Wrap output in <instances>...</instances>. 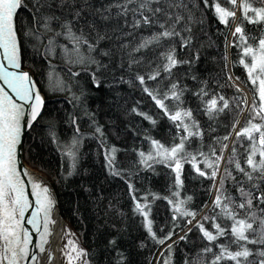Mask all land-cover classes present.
Wrapping results in <instances>:
<instances>
[{
  "label": "snow or ice",
  "instance_id": "snow-or-ice-1",
  "mask_svg": "<svg viewBox=\"0 0 264 264\" xmlns=\"http://www.w3.org/2000/svg\"><path fill=\"white\" fill-rule=\"evenodd\" d=\"M97 2L99 7L96 6ZM26 4L30 5L27 7L29 18L26 35L35 41L33 47L37 52L43 48L45 56H50L59 47L69 64L81 65L82 71L90 73L92 84L97 89L105 84L103 77L106 73L112 74V80L107 84L109 88L125 84L129 87L138 86L172 123L176 130L174 142L166 146L160 140L146 136L150 148L147 152L138 151L140 165L151 170H154L155 164L166 165L172 173L173 187L177 189L184 185L185 164H189L199 177L212 181L208 191L214 198L210 204L204 205L211 214H205L199 220L198 213L186 207L191 197L176 199L180 195L177 191L173 193L172 199L154 194L138 198L135 195V186L129 182V192L135 201L134 211L143 217L148 235L159 244L171 240L174 235V231H169L160 238L153 230L152 203L149 199L151 197L153 203L155 199H165L172 206V220L176 221L179 217L189 218L186 223L194 226L201 238L208 242L201 249L202 254H210L211 258L206 264H264V33L256 39L249 36L245 29V24L264 27V0H108L107 3L104 0H0V49L3 50L4 60L16 69L21 68L17 16ZM194 10L201 12L199 18L195 16ZM205 12H211L213 18L226 30L220 33L223 36L221 59L225 69L239 65L245 70L253 93L251 101L246 95L242 98H227L220 92H213L209 89L208 82L198 81L196 75L190 76L201 85L196 91L175 79L177 69L187 66L190 71L201 58V48L205 45L201 43L200 48H197L199 37L195 35L193 25L205 23ZM96 17L100 21H122L121 27L130 29L123 33L125 36L140 29L157 30L152 31L150 36L143 37L139 44L126 53V68L123 58L118 66L113 67V54L109 50H100L101 56L109 58L107 64L91 55L85 57L80 52L81 45L87 46L89 53L97 51L100 41L106 38L97 32L96 41L92 43L85 33L86 28L96 30ZM233 25L235 26L232 27ZM200 31L204 33L203 27ZM58 37H64L73 47L69 49L67 44H58ZM214 44L209 37L207 46ZM128 48L127 43L120 45L122 51ZM157 48L164 50L158 53L155 61H145L143 56L140 59L135 56L144 49L154 51ZM232 49L236 50L235 61L229 55ZM180 53H187L188 58H183ZM144 63L148 64L150 71H132L134 67ZM117 71L127 72L132 78L116 76ZM71 74L78 76L80 73ZM0 79L21 100L32 102L30 118L24 125L32 127L41 116L45 102L36 90L30 74L26 71H8L0 62ZM226 79L224 86L217 84V87H234L237 93L242 92L236 83L239 77H234L229 71L226 72ZM165 80L166 90L162 91L159 84ZM149 82H154L157 86L150 87ZM56 84L62 85V81L57 80ZM185 93L200 101L197 108L186 106ZM116 96L119 98L120 94L117 92ZM73 99L79 101L80 97L74 96ZM201 111L210 121L216 120L222 114L232 116L230 130L223 137L214 138V144L208 146V153L200 149L195 152L188 150L194 139L203 140L204 131L194 115ZM130 113L142 117L152 125L157 123L151 115L139 109V102L130 109ZM24 115L23 105L15 103L0 88V264H24L25 261H29V264H40L38 255L30 254L32 233L24 226L25 213L33 205L25 193L21 171L25 176L32 174L27 169L18 168L17 162V146L21 144V121ZM85 116L91 119L109 174L122 175L115 167L117 147L108 144L104 127L96 121L94 113L85 111ZM70 120L75 127V133L71 143L63 145L65 154L72 161L73 171L68 173L69 176L73 175L77 167L83 138L77 123L78 117L72 116ZM51 135L55 137L54 132ZM216 144L220 145L219 149L215 147ZM226 151H230L227 157L224 155ZM222 161L225 166L221 170ZM229 182L238 194L236 197L225 187ZM32 188L36 198L35 210L26 223L39 233L36 248L39 252H44V246L49 242L48 237L51 234L49 226L56 223L52 218L56 201L50 189L36 183L35 179ZM240 211L245 213L243 217L240 216ZM221 220L231 223L222 226ZM206 224L208 227H205ZM254 224L257 225L256 228L253 227ZM191 231L192 227H189L188 232L180 236L179 240H186ZM221 237L233 239L229 244H221L218 243ZM110 243L115 244V241ZM175 243L177 241L173 240L168 245L169 252ZM232 244L236 245L235 250L232 249ZM248 245H256L257 248L254 251ZM65 248H70L66 253L69 264L74 261L76 264H90L89 253L80 248L76 241L69 240ZM164 264H170V261L165 260Z\"/></svg>",
  "mask_w": 264,
  "mask_h": 264
},
{
  "label": "trees",
  "instance_id": "trees-1",
  "mask_svg": "<svg viewBox=\"0 0 264 264\" xmlns=\"http://www.w3.org/2000/svg\"><path fill=\"white\" fill-rule=\"evenodd\" d=\"M104 2L107 3L108 0ZM29 6L26 4L24 9L19 10L17 16L21 65L33 75L45 103L41 116L32 127L28 128L23 137L22 159L25 164L40 172L51 183L60 214L82 248L89 253L90 264H164L165 260H169L170 264H206L211 257L210 254H202L201 249L208 242L201 238V234L194 226L186 223L189 218L179 217L173 221L172 206L165 199H155L154 203L151 197L149 199L152 203L153 230L160 238L169 231H174V235L164 244L157 243L148 235L143 217L134 211L135 201L129 192L128 183L131 182L135 186V195L138 198L154 194L157 197L172 199L173 193L177 191L180 195L176 199L191 197L186 207L197 212V220H199L201 216L211 214L204 205L210 204L214 198L208 191L212 181L199 177L189 164H185L184 185L177 189L173 187L172 173L166 165L155 164L154 170L145 169L140 165L138 151L147 152L150 148L146 136L160 140L166 146L174 142L176 130L172 123L161 114V110L138 86L129 87L125 84L109 88L107 84L111 82L112 74L106 73L103 77L105 84L97 89L92 84L90 73L82 71L81 65L69 64L59 47L56 48L55 54L50 56H45L43 48L37 52L33 47L35 41L26 35ZM96 6H100L99 2ZM194 13L197 18L201 15L199 10H194ZM204 15L203 25H193L195 35L199 37L197 48H200L201 43L205 45L201 48V58L190 71L187 66L177 69L175 79L180 80L182 85H186L192 91H196L201 86L198 81H207L209 89L213 92H220L227 98H242L246 95L251 101L253 93L251 85L247 82L245 70L239 65L225 69L221 59L223 36L220 33L226 30L213 18L211 12H205ZM239 15L238 12L237 16ZM96 21L95 31L85 29L89 41L95 43L97 32L106 38L100 41L97 51L89 53L87 46L81 45L80 52L85 57L91 55L107 64L109 58L101 56L100 50H109L113 54L111 57L113 67L118 66L123 58L126 68L128 59L126 53L139 44L143 37H148L152 31L157 30L140 29L130 36H125L123 33L130 29L122 28V21L116 19L100 21L98 17ZM201 27L206 35L201 33ZM245 29L249 36L256 39L264 33V27L259 25L245 24ZM77 34L79 35L78 32ZM209 37L215 42L214 46H207ZM57 43L67 44L69 49L73 47L64 37H58ZM122 43H127L129 48L120 50ZM163 50L164 48H157L154 51L144 49L135 56L137 59L143 56L145 61H155L158 53ZM235 53V49L230 50L232 61L237 59ZM180 55L188 58L187 53ZM154 66L153 64L152 67ZM150 70L147 63L132 69L133 72L142 73ZM229 71L234 77L240 78L236 83L242 90L241 93H237L234 87H217V84L224 86L227 83L226 72ZM73 72L80 74L73 76L71 74ZM115 75H124L126 79L132 78L127 72L117 71ZM191 75H196L198 81H193ZM57 80L62 81V85H57ZM166 84V80L159 84L162 91L166 90ZM149 86L157 85L149 82ZM61 87L63 90H60ZM117 92L120 94L119 98L116 96ZM74 96L80 97V100H74ZM185 98L188 107L195 109L200 104L199 100L188 93H185ZM137 102L141 111L157 120L155 125L130 113V109ZM85 111L95 114L96 121L104 127L108 144L117 147L115 167L122 175L109 174L103 149L100 147L99 139L94 135V127L91 119L85 116ZM194 115L200 122L204 137L202 141L194 139L188 150L195 152L200 149L208 153V146L214 144V138L223 137L230 130L232 116L222 114L216 120L210 121L203 111ZM72 116L78 117L77 123L83 138L77 167L73 175L69 176L68 173L73 171L72 161L65 154L63 145L70 144L75 133V127L70 120ZM53 132L55 137L51 135ZM215 147L219 149L220 145L216 144ZM224 155L229 156L230 151H226ZM224 166L225 162L222 161L221 170ZM225 187L233 197L238 195L230 182L226 183ZM244 215L245 213L240 211V216ZM220 222L222 226L231 223L226 220ZM174 225L178 226L174 227ZM189 227H192V231L188 233V238L180 241L179 237L188 232ZM205 227L208 225L206 224ZM253 227L256 228L257 225L254 224ZM231 239L233 238L221 237L218 243L229 244ZM113 240L115 244L110 243ZM173 240L177 243L173 244L169 252L168 245L172 244ZM231 247L233 250L236 249L235 244ZM248 247L254 251L257 248L256 245H248Z\"/></svg>",
  "mask_w": 264,
  "mask_h": 264
},
{
  "label": "bare ground",
  "instance_id": "bare-ground-1",
  "mask_svg": "<svg viewBox=\"0 0 264 264\" xmlns=\"http://www.w3.org/2000/svg\"><path fill=\"white\" fill-rule=\"evenodd\" d=\"M3 50L0 49V53H2ZM1 62V61H0ZM5 67L10 68L11 65H9L8 63H3ZM3 79H0V88H2L5 92L8 93V95L10 97H12V99L14 100L15 103H17L18 105H23V110L24 113L27 112V109L29 107L30 109V104L32 103L31 101H24L21 100L9 87L7 84L3 85ZM25 118L22 117V121ZM22 148V145H21ZM43 186H47L48 188L50 187L48 184L43 183ZM50 189V188H49ZM50 192L52 194V196L54 197L52 190L50 189ZM28 196V199L30 200V202H32L33 207L28 209V211L25 213V227L29 229V231L32 233V238H33V243L29 245V250H30V254L31 253H36L39 257L40 260V264H55L54 263V252L59 251V246L62 242V236L63 233L66 229V221L64 222L63 219L60 218V216L58 215L56 209L54 210V212L52 213V218L56 221V223L54 225H50V236L48 237V243L44 246L45 247V251L44 252H39V249L36 248V244L39 243V233H37L35 231V229L32 227V225H29L26 223L27 218H29L32 214V212L35 210V195L33 194V188H31V192L30 194H26ZM43 214L41 213V216ZM36 233H35V232ZM41 231H43V227H42V222H41ZM37 239V241H36ZM55 239L57 241V244H55ZM56 248V250H55ZM58 248V250H57ZM49 256H51V259H49ZM59 262V260H58ZM28 263V262H27ZM60 263V262H59ZM58 263V264H59Z\"/></svg>",
  "mask_w": 264,
  "mask_h": 264
},
{
  "label": "water",
  "instance_id": "water-1",
  "mask_svg": "<svg viewBox=\"0 0 264 264\" xmlns=\"http://www.w3.org/2000/svg\"><path fill=\"white\" fill-rule=\"evenodd\" d=\"M1 50H2V49H1ZM0 61H1L2 63H5V62L7 63V61L4 60V57H3V51H2V53H0ZM6 68L8 69V71H15V72L26 71V72H28V73L30 74L32 80H33L34 83H35L36 90L40 93V95H41V97H42V99H43V96H42L41 92H40L39 89H38V86H37V84H36V82H35V80H34V78H33V75L31 74V72H30L29 70H27L26 68H23L22 65H21V68H20V69L13 68L12 66H11L10 68H8V67H6ZM2 83H3V85L5 84L4 81H3ZM29 118H30V110H29V107H28L27 112H25V118L23 119V121H21L22 126H23V127H22V132H21V144L17 146V162H18V168L27 169V171H28L30 174H32V175H29V176H25V175L23 174V171H21V179L23 180L24 185H25V193H26V194H27V193L30 194V192H31V188H32V183H33V180H34V179H35V182H36V183H39V184H41L42 186H43V183L48 184V185L50 186L49 188L52 190V193H53V195H54V199H55V201H56V207H55V209H56L58 215L60 216V218L63 219L62 216H61V214H60L59 207H58V202H57V199H56V195H55V192H54V189H53L51 183L47 180V178H45L44 175H42L40 172H38V171H36V170L30 168L27 164H25V163L23 162L21 145H22L23 137H24L26 131L28 130V127H26V126H24V125H25V122H26ZM64 222H65V221H64ZM34 232H35V231H34ZM35 233H36V232H35ZM36 241H37V239H36ZM32 243H33V242H32ZM55 244H57L56 239H55ZM55 250H56V248H55ZM57 250H58V248H57ZM58 260H59V251H57V253H56V251H55V252H54V263H55V264H58V263H59ZM27 262H28V263H27ZM24 264H29V261H25Z\"/></svg>",
  "mask_w": 264,
  "mask_h": 264
},
{
  "label": "rangeland",
  "instance_id": "rangeland-1",
  "mask_svg": "<svg viewBox=\"0 0 264 264\" xmlns=\"http://www.w3.org/2000/svg\"><path fill=\"white\" fill-rule=\"evenodd\" d=\"M69 240L76 241L78 246L80 248H82L81 244L76 239V237H75L74 233L72 232L71 228L69 227V225H66V229H65L63 236H62V242L59 246V262H60L59 264H69L68 256L66 255V253L68 251H70V248H65V245L67 244V242ZM73 264H76V262L74 261Z\"/></svg>",
  "mask_w": 264,
  "mask_h": 264
}]
</instances>
